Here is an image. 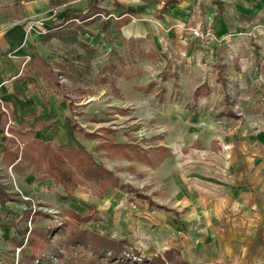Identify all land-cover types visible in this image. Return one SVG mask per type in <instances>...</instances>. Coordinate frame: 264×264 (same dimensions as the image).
<instances>
[{"label":"rangeland","instance_id":"374dc122","mask_svg":"<svg viewBox=\"0 0 264 264\" xmlns=\"http://www.w3.org/2000/svg\"><path fill=\"white\" fill-rule=\"evenodd\" d=\"M138 1L146 3L149 0H0V18L6 26L22 25L27 30L39 32L40 52L44 50V54H51V85L70 109L73 135L84 145H92L87 152L113 173L119 186L104 193L95 182H87L86 193L100 202L113 190L126 195L116 218L113 211H95L93 207L83 214L76 208L80 204L65 208L72 195L63 196L67 201L61 196L62 205L37 203L28 195L25 196L29 200L13 197L20 202L18 204L26 205L25 211H31L35 218V223L29 224L35 247L22 250L12 243L15 235L10 230L14 229L11 222L21 216L14 219L1 217L0 264H127L113 259L111 251L98 250L95 238L98 233L121 241L119 238L129 232L135 241L129 242L132 248L121 257L129 259V254L133 262L142 260L140 264H144L155 257L150 255L151 250L164 238L163 227L149 223V219L165 212L157 208L164 205L160 203L165 177L169 173L174 177L182 176L190 188L197 181L195 171L201 168L207 171L211 157L221 156L225 150L221 145L222 138L235 122L244 123L249 118L240 110L239 102L243 99L240 97L243 94L256 98V93L244 91L246 88L240 85H222L226 81L223 77H229L226 75L228 70H236L234 64L223 71L221 66L166 64L148 50L147 42L137 45L138 40L123 41L125 54L108 53L103 49L102 41L113 46L117 42L116 23H123L129 17L120 22L116 19L124 14L126 5ZM161 1L168 5L178 0ZM68 11L91 18L83 23L75 20V25L81 27L79 30L70 22H64ZM54 22L60 27L54 29ZM244 35L247 42L255 39L251 32ZM81 38L90 45L84 46ZM64 61L65 66L60 64ZM111 65H115L112 73ZM256 65L261 75L258 84H264V65L259 57ZM104 77H113L110 78L113 84H103ZM83 86L89 87L87 92L92 97H82L85 95L80 93ZM226 95L234 102L232 107L237 119L220 118ZM260 101L264 103L262 98ZM25 151L24 146L20 155L23 153L24 156ZM4 180L0 187L3 186L6 193L16 188L23 190L11 170ZM78 215L94 220L79 223ZM97 218L99 222H95ZM100 227L110 229L111 233L100 232ZM77 231H87V235L79 237ZM132 251L141 255V260H136ZM155 251H159L156 256L166 252Z\"/></svg>","mask_w":264,"mask_h":264},{"label":"crops","instance_id":"0c3cea01","mask_svg":"<svg viewBox=\"0 0 264 264\" xmlns=\"http://www.w3.org/2000/svg\"><path fill=\"white\" fill-rule=\"evenodd\" d=\"M165 5L161 0L128 3L124 14L116 19L120 22L129 17L127 25L118 33L114 30L118 39L114 46L102 41L103 49L125 54L123 41L138 40L137 45L147 42L148 50L166 64L221 66L222 71L234 64L236 70H228L229 77H223L226 81L222 85H240L244 91L255 92L256 98L241 94L240 110L249 118L244 123L235 122L222 138L225 150L221 156L211 157L207 171L201 167L203 171H195L197 181L190 188L182 176L169 173L165 177L160 203L164 205L160 207L168 211L149 219V223L163 227L164 238L155 243L150 255L156 256L157 249H174L192 264H264V103L260 101H264V84H258L261 75L256 65L257 57L264 65V0H178ZM207 27L213 31L212 39H193L191 29ZM250 32L253 42L241 38ZM40 43L39 32L22 25L6 26L0 18V182L11 170L24 195L37 203L62 205L61 196H67L65 188L57 186L53 178H39L31 162L20 155L21 148L31 138L52 149L83 147L90 152L92 145H84L73 135L70 109L51 85V54L40 52ZM60 64L65 66L66 62ZM88 89H80L86 99L92 97ZM225 97L228 95L224 96V111L230 109L234 117L220 118L237 119ZM125 197L113 190L100 202L80 186L65 208L80 204L76 208L83 214L89 207L116 214ZM25 208L17 202L0 203V220L4 216L18 218ZM10 230L15 235V230ZM99 231L111 233L101 227ZM131 234L119 239L133 242Z\"/></svg>","mask_w":264,"mask_h":264},{"label":"trees","instance_id":"16d2710c","mask_svg":"<svg viewBox=\"0 0 264 264\" xmlns=\"http://www.w3.org/2000/svg\"><path fill=\"white\" fill-rule=\"evenodd\" d=\"M165 9H163L164 11ZM90 15H84L81 13H76L72 11H68L64 16V22H70L72 27H78L80 30L81 27L79 25H75V20H79L85 22L89 20ZM128 21H124L123 23L117 24V32L120 29L127 25ZM58 22H54L53 28L56 29L60 27L57 25ZM107 27V26H106ZM51 30V29H50ZM82 31V30H81ZM84 34H87L84 32ZM115 65H111V73L113 72ZM106 68V67H105ZM61 73V72H60ZM110 78L113 77H104L102 79V83H111ZM225 101L228 102L229 108L233 106V102L229 101L228 97H225ZM232 102V103H230ZM226 116L228 118H233L234 115L230 109L221 113V116ZM72 132H74L73 128H71ZM21 135V132L20 134ZM17 142V141H16ZM24 160H29L31 164L34 166V172L37 174L39 178H53L55 181L64 186L67 196L73 195V192L76 188L82 186L87 187V182H95L97 186H99L102 192L107 193L108 189H118L119 186L117 182L114 181V175L112 172L108 171L103 165L99 164L94 160L93 156L89 154L84 148L81 149H71V148H58L52 149L51 146L46 145L42 142L33 140L32 138L27 142L25 158ZM63 200L67 201V199ZM17 200L13 198L10 194L6 193L5 188L0 187V203H8V202H16ZM17 203H20L17 201ZM160 210H163L161 207H157ZM168 211V209H164ZM76 219L79 223H89L92 221V217H81L77 216ZM99 218L95 219V222H99ZM35 223V218L32 216V212L27 210L25 211L20 218L13 220L11 222V227L15 229V236L12 239V243L14 246L19 249H26L35 247V239L32 237L33 231H30L29 224ZM77 236L82 237L87 235V231H77L75 232ZM30 234L29 238L27 236ZM96 244L98 243V250L105 252L111 251L112 258L116 259L118 262L126 261L127 264H140L143 261L141 260V255L137 252H133L135 255L134 258L136 260L140 259V263L138 261H132V256L126 259L125 257H121L122 255L127 254L128 250L131 247L130 243L125 240H114L108 236H101L98 233L96 234ZM51 234L47 237L50 238ZM84 238V237H83ZM118 257H121L118 259ZM144 264H192L186 261L177 250L166 251L163 255H157L152 259H148ZM152 260V261H151ZM129 262V263H128ZM133 262V263H132ZM112 264V263H110ZM118 264V263H117ZM121 264V263H120Z\"/></svg>","mask_w":264,"mask_h":264},{"label":"built area","instance_id":"2783aa9c","mask_svg":"<svg viewBox=\"0 0 264 264\" xmlns=\"http://www.w3.org/2000/svg\"><path fill=\"white\" fill-rule=\"evenodd\" d=\"M190 33L193 37V39L195 40H199V41H209L210 39H212L214 37L213 31L211 30L210 27H207L205 29H191ZM246 36L242 35V39L246 40L245 38ZM0 104H2L1 100H0ZM5 111V113L7 112L5 109L3 110ZM8 185V184H7ZM12 196H16L19 197L20 199L23 200H29V198H27L20 189L16 188L15 190H13L12 192L9 193Z\"/></svg>","mask_w":264,"mask_h":264}]
</instances>
